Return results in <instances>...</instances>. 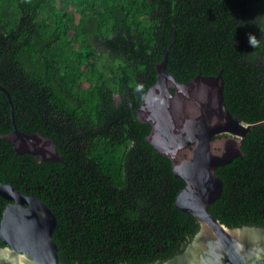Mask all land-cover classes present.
Wrapping results in <instances>:
<instances>
[{
	"label": "trees",
	"instance_id": "trees-1",
	"mask_svg": "<svg viewBox=\"0 0 264 264\" xmlns=\"http://www.w3.org/2000/svg\"><path fill=\"white\" fill-rule=\"evenodd\" d=\"M174 31L166 71L179 83L221 71L227 110L264 122V0H0V136L13 116L62 158L17 154L0 137V183L54 213L60 264L163 262L198 230L175 206L184 182L136 114ZM100 53L105 71L90 63ZM240 148L214 171L222 192L209 212L264 226V123Z\"/></svg>",
	"mask_w": 264,
	"mask_h": 264
},
{
	"label": "water",
	"instance_id": "water-1",
	"mask_svg": "<svg viewBox=\"0 0 264 264\" xmlns=\"http://www.w3.org/2000/svg\"><path fill=\"white\" fill-rule=\"evenodd\" d=\"M176 33L155 64L156 81L146 91L136 111L150 125L147 142L172 163L174 175L184 182L175 206L192 216L198 230L184 249L152 264H264V226L227 227L209 207L222 192L217 167L243 156L241 140L258 124H245L233 116L223 100L221 71L215 76L198 74L179 83L166 71L168 54ZM0 90L7 91L0 86ZM0 137L17 154H31L39 161H60L52 140L40 133H22L15 125ZM0 264H60L52 238L54 213L40 200L0 183Z\"/></svg>",
	"mask_w": 264,
	"mask_h": 264
},
{
	"label": "rangeland",
	"instance_id": "rangeland-1",
	"mask_svg": "<svg viewBox=\"0 0 264 264\" xmlns=\"http://www.w3.org/2000/svg\"><path fill=\"white\" fill-rule=\"evenodd\" d=\"M70 11H74L73 8H70L69 9ZM78 19V15L75 14V20L77 21ZM69 35H71L72 33H68ZM90 63L92 64L93 67L101 70V71H105L106 68H107V65H106V62H105V59L104 57L101 55V53L99 54V57L97 58H94L90 61ZM84 87H87V83H84L83 84Z\"/></svg>",
	"mask_w": 264,
	"mask_h": 264
},
{
	"label": "clouds",
	"instance_id": "clouds-1",
	"mask_svg": "<svg viewBox=\"0 0 264 264\" xmlns=\"http://www.w3.org/2000/svg\"><path fill=\"white\" fill-rule=\"evenodd\" d=\"M248 43L254 49L260 47V41L252 34H248Z\"/></svg>",
	"mask_w": 264,
	"mask_h": 264
},
{
	"label": "flooded vegetation",
	"instance_id": "flooded-vegetation-1",
	"mask_svg": "<svg viewBox=\"0 0 264 264\" xmlns=\"http://www.w3.org/2000/svg\"><path fill=\"white\" fill-rule=\"evenodd\" d=\"M5 203H4V205H3V207L5 206V204L7 203L6 201H4ZM0 203H2V201H0ZM3 209V208H2Z\"/></svg>",
	"mask_w": 264,
	"mask_h": 264
}]
</instances>
